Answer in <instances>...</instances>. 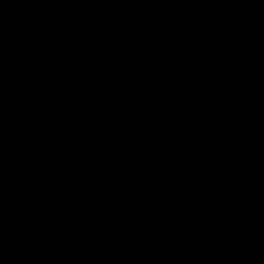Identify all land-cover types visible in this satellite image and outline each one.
Masks as SVG:
<instances>
[{
    "label": "water",
    "instance_id": "1",
    "mask_svg": "<svg viewBox=\"0 0 264 264\" xmlns=\"http://www.w3.org/2000/svg\"><path fill=\"white\" fill-rule=\"evenodd\" d=\"M0 264H264V0H0Z\"/></svg>",
    "mask_w": 264,
    "mask_h": 264
}]
</instances>
